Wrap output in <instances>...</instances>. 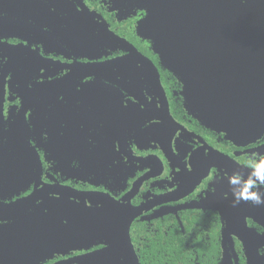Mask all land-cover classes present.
I'll return each mask as SVG.
<instances>
[{"label":"flooded vegetation","instance_id":"af4514ba","mask_svg":"<svg viewBox=\"0 0 264 264\" xmlns=\"http://www.w3.org/2000/svg\"><path fill=\"white\" fill-rule=\"evenodd\" d=\"M169 2L0 0V264L101 249L107 218L132 219L142 264H247L264 205L223 178L264 155V113L189 99L154 36Z\"/></svg>","mask_w":264,"mask_h":264},{"label":"water","instance_id":"95a60500","mask_svg":"<svg viewBox=\"0 0 264 264\" xmlns=\"http://www.w3.org/2000/svg\"><path fill=\"white\" fill-rule=\"evenodd\" d=\"M263 4L264 0H193L188 3L185 16L181 10L185 7L183 0L166 3L170 5L168 9L179 10L166 11L159 17L161 33L154 36L157 48L172 70L186 76L188 85H192L190 100L196 97L206 103L209 111H222L221 104L235 102L241 96L242 100L245 97L247 108L241 107L239 111L251 115L264 113ZM216 97H222L217 108L211 106ZM131 221L123 220L114 226L107 218L105 247L56 264H142L131 241ZM228 232L233 230H223L224 241ZM260 236L263 244L264 234ZM245 238L250 241L245 242L247 264H264L260 245L249 236ZM78 247L82 246L69 248ZM226 257H229L227 252L224 264L228 262Z\"/></svg>","mask_w":264,"mask_h":264},{"label":"clouds","instance_id":"9594fccd","mask_svg":"<svg viewBox=\"0 0 264 264\" xmlns=\"http://www.w3.org/2000/svg\"><path fill=\"white\" fill-rule=\"evenodd\" d=\"M232 206L241 202L264 205V155L251 154L246 170H233L226 177Z\"/></svg>","mask_w":264,"mask_h":264},{"label":"trees","instance_id":"16d2710c","mask_svg":"<svg viewBox=\"0 0 264 264\" xmlns=\"http://www.w3.org/2000/svg\"><path fill=\"white\" fill-rule=\"evenodd\" d=\"M173 248H174L175 250H179V249H180L179 246H175V247H173ZM158 250H160L159 246L152 245V247H151L150 249H148V252L151 251L153 254H155L156 251H158ZM148 252H145V253L143 254V257H144V258H147V256H148ZM172 253H173V252H172ZM175 256H176V255L174 254L172 258H174ZM143 263H144V264H177V256H176L174 259L168 261V263H165L164 260H159V261H158V259H155L153 263H147V262H144V261H143Z\"/></svg>","mask_w":264,"mask_h":264},{"label":"rangeland","instance_id":"374dc122","mask_svg":"<svg viewBox=\"0 0 264 264\" xmlns=\"http://www.w3.org/2000/svg\"><path fill=\"white\" fill-rule=\"evenodd\" d=\"M259 244H262V243H259ZM229 255V254H228ZM226 260H228L229 261V258L228 259H226ZM228 264V263H227ZM229 264H232V262H231V260L229 261Z\"/></svg>","mask_w":264,"mask_h":264}]
</instances>
